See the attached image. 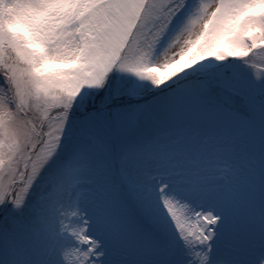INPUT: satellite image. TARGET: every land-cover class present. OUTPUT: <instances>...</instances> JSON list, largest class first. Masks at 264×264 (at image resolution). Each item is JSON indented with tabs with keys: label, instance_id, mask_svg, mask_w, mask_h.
<instances>
[{
	"label": "snow or ice",
	"instance_id": "6c2138e0",
	"mask_svg": "<svg viewBox=\"0 0 264 264\" xmlns=\"http://www.w3.org/2000/svg\"><path fill=\"white\" fill-rule=\"evenodd\" d=\"M264 0H0V264H264Z\"/></svg>",
	"mask_w": 264,
	"mask_h": 264
},
{
	"label": "rangeland",
	"instance_id": "374dc122",
	"mask_svg": "<svg viewBox=\"0 0 264 264\" xmlns=\"http://www.w3.org/2000/svg\"><path fill=\"white\" fill-rule=\"evenodd\" d=\"M257 58H264V53H257Z\"/></svg>",
	"mask_w": 264,
	"mask_h": 264
}]
</instances>
